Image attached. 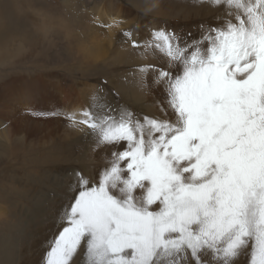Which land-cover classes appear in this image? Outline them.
<instances>
[{
    "label": "snow or ice",
    "instance_id": "1",
    "mask_svg": "<svg viewBox=\"0 0 264 264\" xmlns=\"http://www.w3.org/2000/svg\"><path fill=\"white\" fill-rule=\"evenodd\" d=\"M198 3L225 18L196 34L156 24L142 46L159 63L137 84L159 88L173 119L67 114L73 133L90 130L100 166L69 170L75 189L43 264H70L82 242L89 264H264V0Z\"/></svg>",
    "mask_w": 264,
    "mask_h": 264
},
{
    "label": "rangeland",
    "instance_id": "2",
    "mask_svg": "<svg viewBox=\"0 0 264 264\" xmlns=\"http://www.w3.org/2000/svg\"><path fill=\"white\" fill-rule=\"evenodd\" d=\"M153 4L156 6L151 7ZM109 5L120 7L125 16L112 45L105 47L108 55L99 62L82 59L73 39L79 35L80 40L89 43L105 38ZM0 9L8 40L17 39L26 48L17 54L13 46L11 55L16 56V61L12 66L9 62L0 65V86L4 85L5 93L0 104H4L7 96L22 102L27 88L34 96L38 93L44 96L46 92L56 96V101L41 106L42 111L36 116L41 124L39 130L32 131L30 122L20 125V129L13 125L16 134L21 133L1 145L0 150L8 154L0 158V264H43L41 257L49 247L47 241L59 230L57 212L70 203L65 192L70 195L75 189L72 183L75 177L69 170L78 167L94 171L100 166L90 152V130L86 125H81L83 132L75 133L68 127L70 104L94 117L119 120L121 110H127L141 121L145 117L173 119L170 110L166 111L167 101L159 88L153 85L149 91L145 85L143 89L139 86L134 89L139 79L137 70L159 63L150 50L142 47L152 31L151 25L167 22L181 34H196L201 21L219 23L225 15L222 9L199 4L198 0H18L14 6L0 0ZM85 21L100 31L97 28L90 31ZM42 22L70 27H53L44 33L40 29ZM129 31L132 39L142 44L138 49L130 45V55L122 50L125 42L131 43L122 35ZM34 78L38 81L30 82L32 86L24 84ZM15 79L23 82L8 84ZM146 81L151 83V74ZM101 88L103 91L97 94ZM0 112L4 114L2 118H11L13 114L9 106H2ZM82 117L85 116L76 119H86ZM68 145L73 146L72 156L66 154ZM45 159L48 163L42 165ZM39 176L43 180L37 183ZM142 194L141 189L133 192L134 197ZM205 259L210 261L211 257ZM70 264H89L82 244ZM238 264H248V258L241 257Z\"/></svg>",
    "mask_w": 264,
    "mask_h": 264
},
{
    "label": "bare ground",
    "instance_id": "3",
    "mask_svg": "<svg viewBox=\"0 0 264 264\" xmlns=\"http://www.w3.org/2000/svg\"><path fill=\"white\" fill-rule=\"evenodd\" d=\"M6 7H8V6H6ZM106 11H107V9H106ZM108 11L106 12V15L108 13V15H107L108 23L106 24L105 31L103 30L104 33L106 34L105 38H103V39H100V38L92 39L89 43L84 42L83 39L80 40L79 39V35H76V36H78V37H75L77 39H73V42H75L74 44L76 45L75 46V50H76L77 54H79V56L82 59H85V60L90 61V62H99L100 60L106 59L105 56H107L108 54H107V51H105V47L107 45H109V46L112 45L115 37L117 36V34H118V32H119V30L121 28L120 25H121V22H123V19H124L123 16H125V15L122 16V14H121L122 13V9L120 7L115 8L114 5H109L108 6ZM2 15L3 14H2V11L0 9V65H4L5 63L9 62L10 66H12L11 64H13L16 61L15 60L16 56L13 57L11 55L12 47L14 46V51L17 54L23 53L26 50V48H25L24 44L21 41L17 40V39L8 40L7 42H5V40L3 39V36L6 33V28H7L6 26L7 25H6V23H4ZM6 20H7V18H6ZM89 22L85 21L84 23L86 25L85 24L84 25L90 31H92V29L94 30V29L97 28V27H95V25L93 26V24H91ZM109 25H111V26L109 27ZM124 25H126V24H124ZM151 26H152L151 29L153 31L154 23ZM53 27H56L58 29H66V28H69L70 26L68 24H64V23H60L58 25H48V24H46V22H42L41 25H40V29L44 33H48L51 29H53ZM98 30H96V31H98ZM94 34H96V33H94ZM99 34H101V33H99ZM128 42L127 43L125 42L124 47L122 48V50H125V53L129 54V53H131L130 52L131 43L128 44ZM121 44H123V43H121ZM121 57H123V56H121ZM37 81H38V78H36V79L34 78V79L30 80L29 82H24V84L32 86V84H29V83L32 82V83L35 84ZM136 81H137V79H136ZM19 82H23V81L21 79H15L13 82H9L8 84H12V83H17L18 84ZM48 85H47V87H50ZM3 87H4V85L0 86V89H1L0 97H3L4 94H5L3 89H2ZM134 89H138V85H135ZM11 91L13 92V89ZM14 92H16V91H14ZM132 94H134V92ZM138 95H139V93H138ZM57 96H61V95L58 94ZM70 98H71V96H70ZM54 101H56V96H54L53 94L46 92L44 94V96H41L39 93L37 94V96H34L32 94V92L28 88L26 89V91L23 92L22 102H16V100H12L9 96H7L4 104H3V102H2V105L0 104V108H2V106L3 107L9 106L10 108H12L13 114L11 115V118H8V117L6 118L5 116H4L5 118L4 117L2 118V115H4V114L2 112H0V113H2V114H0V119L2 120V124L0 123V148H1V145L4 142H7L8 140L13 139L14 137L18 136L21 133V132H19V134H16L17 132L14 130L13 127H11L13 125H14L15 129H16V127H17V129H20V125H22L23 123H26V122L27 123L30 122L32 124H29V126L30 125L32 126V128H31L32 131L39 130L41 124L37 123V121H36L37 117L36 116L39 113H41L43 105H45L46 103L51 104ZM0 102H1V100H0ZM57 104H58V102H57ZM71 105L72 104H70L69 112H72V114H75L76 118H80L82 115L84 116V113H82L83 112L82 110L76 108L74 105H72V106ZM88 108H89V106H88ZM45 109L47 110V108H45ZM82 118H85V117H82ZM31 132H29V133H31ZM24 136H26V135H24ZM7 154H8L7 151H1L0 150V158L6 157ZM9 157H10V155H9ZM47 163H48V161L45 159L44 162H42L41 164L45 165ZM36 166H39V164H36ZM82 247H83L84 251L87 253L86 245H84L83 242H82Z\"/></svg>",
    "mask_w": 264,
    "mask_h": 264
},
{
    "label": "clouds",
    "instance_id": "4",
    "mask_svg": "<svg viewBox=\"0 0 264 264\" xmlns=\"http://www.w3.org/2000/svg\"><path fill=\"white\" fill-rule=\"evenodd\" d=\"M6 2L9 3L10 5H13V6H14L16 3H18V0H6ZM3 39L5 40V42L8 41V36H7V34H5V35L3 36Z\"/></svg>",
    "mask_w": 264,
    "mask_h": 264
}]
</instances>
